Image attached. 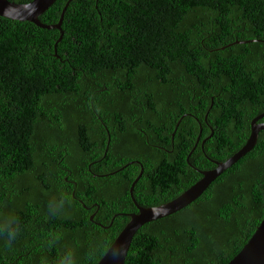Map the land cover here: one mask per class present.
<instances>
[{
  "label": "trees",
  "instance_id": "trees-1",
  "mask_svg": "<svg viewBox=\"0 0 264 264\" xmlns=\"http://www.w3.org/2000/svg\"><path fill=\"white\" fill-rule=\"evenodd\" d=\"M62 28L58 58L60 30L0 16V220L21 228L11 247L0 238V264H60L69 251L98 264L123 213L139 211L142 166L140 205L173 200L203 177L196 168L241 150L264 112V42L236 43L264 40V0H72ZM263 217L261 131L195 202L141 227L125 264H228Z\"/></svg>",
  "mask_w": 264,
  "mask_h": 264
},
{
  "label": "water",
  "instance_id": "water-1",
  "mask_svg": "<svg viewBox=\"0 0 264 264\" xmlns=\"http://www.w3.org/2000/svg\"><path fill=\"white\" fill-rule=\"evenodd\" d=\"M56 1L57 0H35V4H33V0L28 3L12 1L13 6L9 7L8 6L9 0H0V16L18 21H30L35 23L37 26L45 29L60 30L61 36L58 38V40L55 43V51H56L55 56L59 58L60 56L58 54V44L62 41L64 37V30L62 28V25L64 22L67 9L72 0H69L65 5L61 14V18L57 23L46 24L42 22L40 18ZM5 8H7V12L4 11ZM254 41L264 42V40L256 39V40H248V41L236 42V43H247ZM213 104L214 102L212 103V106ZM183 118L184 117H182V119ZM207 118H208V114L206 115V119ZM263 118H264V112L253 119L251 126V135L249 136L246 145L237 153H235L233 156L229 157L225 161L215 160L216 167L213 169L201 170L196 168L203 177L200 180H198L195 184H193L190 188L185 190L178 197L168 202L162 203L160 205L150 206V207L142 206L136 200H134L138 206L139 211L133 213H123L130 216L131 220L114 241V243L123 242L124 244H126V255L122 257L121 264H125L134 237L141 227H143L147 223L175 214L180 210L186 208L188 205L192 204L199 197H201L203 193L210 187V185L216 179H218L226 170H228L233 165H235L238 161L244 158L248 153H250L255 148V146L258 143L260 132L264 130V122H261ZM182 119H180L179 122L177 123L176 130L178 129ZM176 130L173 133V138L175 137ZM201 136H202V131L197 139L194 148L188 155L187 160L190 165H192L190 162V157L198 147L201 140ZM110 143H111V135L109 134L107 152L109 150ZM137 162L138 161H132L130 162V164H134ZM123 169L124 168H122V170ZM111 174H115V173L113 172ZM143 174H144V166H142L140 175L132 183L131 186L132 196L134 194L135 186L138 183V181L142 178ZM118 215L119 214H116L115 216ZM91 219L93 220L94 216H91ZM107 253L108 251L102 257V259L99 261L98 264H110L111 255L109 254L107 256ZM228 264H264V217L261 223L258 225L252 237L249 239V241Z\"/></svg>",
  "mask_w": 264,
  "mask_h": 264
},
{
  "label": "clouds",
  "instance_id": "clouds-1",
  "mask_svg": "<svg viewBox=\"0 0 264 264\" xmlns=\"http://www.w3.org/2000/svg\"><path fill=\"white\" fill-rule=\"evenodd\" d=\"M33 4H35V0H33ZM8 6L9 7L13 6L12 0H9V5ZM4 11L7 12V8H5ZM106 156H107V154H105L103 158H106ZM122 168L125 169L126 166H124ZM122 168H120L119 170L115 171L114 173L116 174V173L122 171ZM90 170H91V168H90ZM141 170H142V167H141ZM109 175H114V174L110 173L108 175H100V176L99 175H95V177H97V176L106 177V176H109ZM134 193H135V191H134ZM130 195H131V197L134 200H136V198H134V194H133V196L131 194V187H130ZM130 213H132V212H130ZM91 216H95V214H92ZM20 231H21V228H20L19 222L15 218L6 216L2 220H0V238H3L6 241V243H7V245L9 247H11L13 245V243L17 240V238H18V236L20 234ZM109 254L111 255L110 264H121L122 257L124 255H126V244H124L123 242H116V243L111 244L109 246L107 256ZM60 264H76V260H75V257L73 255V253L70 252V251L67 252L61 258Z\"/></svg>",
  "mask_w": 264,
  "mask_h": 264
},
{
  "label": "flooded vegetation",
  "instance_id": "flooded-vegetation-1",
  "mask_svg": "<svg viewBox=\"0 0 264 264\" xmlns=\"http://www.w3.org/2000/svg\"><path fill=\"white\" fill-rule=\"evenodd\" d=\"M243 65V64H242ZM241 67V66H240ZM98 104H101V105H105V106H107L108 107V104H107V102H99ZM141 107V104H140V102L139 101H132V103H131V107L128 109V110H134V111H138L139 110V108ZM102 111H105V112H110L111 114H112V117H110V119H113L116 123H117V121H118V119H119V113L117 112L118 111V109L117 108H112V109H105V110H103L102 109ZM101 111H99V110H96V109H93V114L95 115V117L97 118V120H98V123H99V125H104V126H108V124H106L105 123V120L101 117V116H99ZM128 113H129V116H130V112L128 111ZM188 115V114H187ZM129 116L127 117V122H129L130 123V121H131V123L129 124V123H127V126H131V124L132 125H134V122L132 121V119L131 120H129ZM186 115H184L183 117H185ZM264 119V118H263ZM261 122H264V121H262L261 120ZM115 123V124H116ZM118 125V124H117ZM113 127H115V125H112ZM262 131H264V130H262ZM166 165L167 164H162V166H160V169L158 170V171H154L152 174H151V182H152V184L154 183V184H159V181H163L162 180V175H164V172H162V171H164V170H162L161 171V167L162 168H165L166 167ZM168 174V173H167ZM100 176V175H99ZM143 176H144V174H143ZM139 194L138 195H143V194H145V193H148V191L147 192H138ZM124 196H127V194H125ZM138 202V201H137ZM195 202V201H194ZM139 203V202H138ZM135 204H136V202H135ZM140 204V203H139ZM136 206H137V204H136ZM137 208H138V206H137ZM133 213V212H132Z\"/></svg>",
  "mask_w": 264,
  "mask_h": 264
},
{
  "label": "bare ground",
  "instance_id": "bare-ground-1",
  "mask_svg": "<svg viewBox=\"0 0 264 264\" xmlns=\"http://www.w3.org/2000/svg\"><path fill=\"white\" fill-rule=\"evenodd\" d=\"M140 175V174H139Z\"/></svg>",
  "mask_w": 264,
  "mask_h": 264
}]
</instances>
